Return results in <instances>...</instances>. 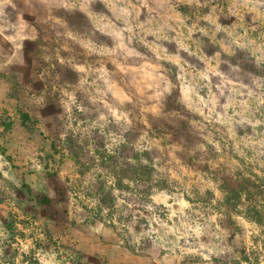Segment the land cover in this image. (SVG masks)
Segmentation results:
<instances>
[{
	"label": "rangeland",
	"instance_id": "1",
	"mask_svg": "<svg viewBox=\"0 0 264 264\" xmlns=\"http://www.w3.org/2000/svg\"><path fill=\"white\" fill-rule=\"evenodd\" d=\"M1 120L0 264H264V0H0Z\"/></svg>",
	"mask_w": 264,
	"mask_h": 264
},
{
	"label": "trees",
	"instance_id": "2",
	"mask_svg": "<svg viewBox=\"0 0 264 264\" xmlns=\"http://www.w3.org/2000/svg\"><path fill=\"white\" fill-rule=\"evenodd\" d=\"M177 93L178 91L175 90L168 96L167 106L179 108V101L176 99ZM29 120L30 118L27 114L23 115L21 124L27 130H30V126L27 123ZM10 126L11 125L9 122L5 120L0 121V128L2 127L4 129H8ZM69 150L77 160L80 158L77 149L71 140H69ZM99 156L101 157L102 163L111 168V173L115 178V186L119 190H123L124 188L128 187L127 184H124L125 180L136 183H147L153 181L154 168L151 164V152L148 150H137L130 139H127V141L116 147L113 153L103 151L99 153ZM52 183L54 184L55 189H60V185L56 179H53ZM148 188L151 189L152 185L148 186ZM242 188L243 187H241V189ZM221 189L225 193V199L228 204L235 205V203H237V201L240 199L241 189H233L229 186V182L227 180H225V182L222 184ZM27 192L30 195L31 191ZM35 199L39 204H50V199L45 195H37ZM102 200L104 203L107 202L104 195ZM249 213L250 214L248 217L251 218L252 221L256 222L257 224L264 225V212L259 213L258 211H250ZM5 226L8 234L13 237L14 227L12 221L8 217L5 221Z\"/></svg>",
	"mask_w": 264,
	"mask_h": 264
}]
</instances>
